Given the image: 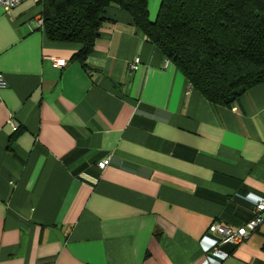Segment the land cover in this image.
I'll return each mask as SVG.
<instances>
[{
	"label": "crops",
	"instance_id": "0c3cea01",
	"mask_svg": "<svg viewBox=\"0 0 264 264\" xmlns=\"http://www.w3.org/2000/svg\"><path fill=\"white\" fill-rule=\"evenodd\" d=\"M41 15L0 6V264L200 263L209 225H242L264 197V82L215 105L125 11L108 9L84 65ZM220 249L264 264V222Z\"/></svg>",
	"mask_w": 264,
	"mask_h": 264
},
{
	"label": "trees",
	"instance_id": "16d2710c",
	"mask_svg": "<svg viewBox=\"0 0 264 264\" xmlns=\"http://www.w3.org/2000/svg\"><path fill=\"white\" fill-rule=\"evenodd\" d=\"M41 1L46 37L80 44L82 65L117 7L211 103L230 106L264 82V0H160L154 20L148 0Z\"/></svg>",
	"mask_w": 264,
	"mask_h": 264
},
{
	"label": "built area",
	"instance_id": "2783aa9c",
	"mask_svg": "<svg viewBox=\"0 0 264 264\" xmlns=\"http://www.w3.org/2000/svg\"><path fill=\"white\" fill-rule=\"evenodd\" d=\"M25 0H0V6L5 12H8L24 2ZM42 17L38 20V25L42 27ZM169 61L165 58V64ZM56 65L63 66L65 61L62 59L55 60ZM139 64V58H134L129 64L130 70H135ZM6 86V80L2 73H0V88ZM16 129V126H14ZM109 163V156L97 163L98 167L104 168ZM254 206L253 216L245 221L240 226H228L224 223L213 221L201 239V248L204 253L202 261L198 264H222V261L228 256L227 252L220 249V245L224 243H231L237 245L243 242L262 222H264V197L258 200L252 201ZM211 237L210 242L203 243V240L209 236Z\"/></svg>",
	"mask_w": 264,
	"mask_h": 264
}]
</instances>
